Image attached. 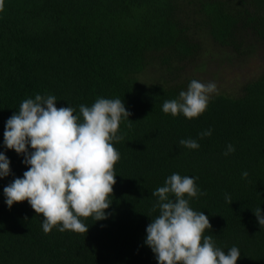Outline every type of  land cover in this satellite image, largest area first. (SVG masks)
I'll return each mask as SVG.
<instances>
[{
  "label": "trees",
  "instance_id": "1",
  "mask_svg": "<svg viewBox=\"0 0 264 264\" xmlns=\"http://www.w3.org/2000/svg\"><path fill=\"white\" fill-rule=\"evenodd\" d=\"M204 38L231 55L254 51L264 44V0H4L0 152L11 171L0 178V264H157L146 227L160 214L153 192L173 173L197 178L205 193L185 197L208 217L204 235L225 252L237 247L236 264H264V227L253 212L264 216V65L234 91L211 94L197 118L162 111L185 91ZM37 94L55 96L81 121L80 105L98 98H119L131 113L113 142L120 160L107 217H81L87 233L57 226L45 234L27 200L5 203L3 188L29 167L4 145L5 123Z\"/></svg>",
  "mask_w": 264,
  "mask_h": 264
},
{
  "label": "clouds",
  "instance_id": "2",
  "mask_svg": "<svg viewBox=\"0 0 264 264\" xmlns=\"http://www.w3.org/2000/svg\"><path fill=\"white\" fill-rule=\"evenodd\" d=\"M3 8L4 0H0V11ZM216 92L214 82L192 80L178 99L164 101L162 111L197 118ZM56 101L55 96L37 94L34 99L23 100L19 111L7 119L3 143L17 154H24L23 163L29 167L22 178H15L3 188L5 203L11 208L27 200L36 214H42L45 234L57 226L61 232L83 234L88 226L81 217H107L105 210L111 204L109 197L116 183L115 165L120 160L113 142L123 139L117 134L119 126L122 119L129 120L131 113L119 98H98L90 107L80 105L81 121L72 107H57ZM199 135L209 136L211 130ZM179 144L189 149L200 146L193 139H181ZM233 151L229 144L223 154ZM9 165V159L0 152V178L10 174ZM247 175L242 173L243 177ZM196 179L173 173L164 186L153 192L158 198L153 210L158 208L160 214L147 225L145 244L155 254L157 264H236L240 250L233 246L225 252L216 247L212 237L204 235L206 229H211L208 217L194 211L185 198L205 194L197 187ZM225 200L232 202L227 195ZM253 212L264 227L260 207Z\"/></svg>",
  "mask_w": 264,
  "mask_h": 264
},
{
  "label": "rangeland",
  "instance_id": "3",
  "mask_svg": "<svg viewBox=\"0 0 264 264\" xmlns=\"http://www.w3.org/2000/svg\"><path fill=\"white\" fill-rule=\"evenodd\" d=\"M264 65V44H258L254 51L244 56L220 51L204 38L199 57L190 64L186 76L202 83L214 82L217 90L234 91L246 77L253 75ZM191 75L193 79L191 80ZM189 84L186 86L187 90Z\"/></svg>",
  "mask_w": 264,
  "mask_h": 264
}]
</instances>
